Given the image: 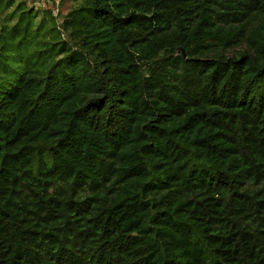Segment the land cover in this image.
I'll list each match as a JSON object with an SVG mask.
<instances>
[{"label":"trees","instance_id":"1","mask_svg":"<svg viewBox=\"0 0 264 264\" xmlns=\"http://www.w3.org/2000/svg\"><path fill=\"white\" fill-rule=\"evenodd\" d=\"M72 1L0 0V264H264V0Z\"/></svg>","mask_w":264,"mask_h":264},{"label":"rangeland","instance_id":"2","mask_svg":"<svg viewBox=\"0 0 264 264\" xmlns=\"http://www.w3.org/2000/svg\"><path fill=\"white\" fill-rule=\"evenodd\" d=\"M37 0H27V6L30 8V6H35L37 9H39V16L36 18V23L39 24L40 21L42 20L43 17V9L44 8H49L52 10L53 13H61L60 16L57 17L58 22H60L62 20L63 15L62 14H66L71 6L73 1L72 0H54V6L52 7L53 3H49V4H43V5H38ZM42 1V0H41ZM58 2V4H57ZM54 8V9H53ZM18 18V15L15 17V19Z\"/></svg>","mask_w":264,"mask_h":264},{"label":"built area","instance_id":"3","mask_svg":"<svg viewBox=\"0 0 264 264\" xmlns=\"http://www.w3.org/2000/svg\"><path fill=\"white\" fill-rule=\"evenodd\" d=\"M56 1H58V0H56ZM37 2V4L38 5H43V4H49V3H53V5H52V7L54 6V3H55V1L54 0H37L36 1ZM57 4H58V2H57ZM54 9V8H53ZM59 13L57 12V13H54V15H58Z\"/></svg>","mask_w":264,"mask_h":264},{"label":"water","instance_id":"4","mask_svg":"<svg viewBox=\"0 0 264 264\" xmlns=\"http://www.w3.org/2000/svg\"><path fill=\"white\" fill-rule=\"evenodd\" d=\"M184 55H186V52L183 50Z\"/></svg>","mask_w":264,"mask_h":264}]
</instances>
